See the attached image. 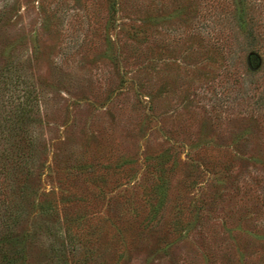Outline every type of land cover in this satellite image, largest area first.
I'll use <instances>...</instances> for the list:
<instances>
[{
    "label": "rangeland",
    "instance_id": "1",
    "mask_svg": "<svg viewBox=\"0 0 264 264\" xmlns=\"http://www.w3.org/2000/svg\"><path fill=\"white\" fill-rule=\"evenodd\" d=\"M261 96L264 0H0L9 264H264Z\"/></svg>",
    "mask_w": 264,
    "mask_h": 264
},
{
    "label": "trees",
    "instance_id": "2",
    "mask_svg": "<svg viewBox=\"0 0 264 264\" xmlns=\"http://www.w3.org/2000/svg\"><path fill=\"white\" fill-rule=\"evenodd\" d=\"M28 98L31 100L30 94L28 95L27 100L25 99L24 105L26 106H29L31 104ZM263 100H264V97L261 96L260 101H263ZM12 258H13V255L12 254L8 255V252L4 249V246L2 245V242L0 239V264H9V261Z\"/></svg>",
    "mask_w": 264,
    "mask_h": 264
}]
</instances>
